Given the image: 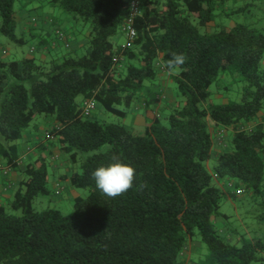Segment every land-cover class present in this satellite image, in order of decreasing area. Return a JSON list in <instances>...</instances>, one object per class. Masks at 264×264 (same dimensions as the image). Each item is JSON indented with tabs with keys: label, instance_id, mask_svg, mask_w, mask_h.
<instances>
[{
	"label": "trees",
	"instance_id": "1",
	"mask_svg": "<svg viewBox=\"0 0 264 264\" xmlns=\"http://www.w3.org/2000/svg\"><path fill=\"white\" fill-rule=\"evenodd\" d=\"M19 0H0V37L19 45ZM88 27L86 43L49 62L34 58L0 62V160L15 169L19 141L33 120L45 116L54 127L37 146V156L21 170L8 206L0 203V264H186L183 252L199 236L207 253L197 264L264 263V240L240 235L230 243L214 219L223 198L255 201L264 222V33L235 25L200 33L220 0H147L133 20L136 35L124 46L111 38L129 16L128 0H47ZM67 40V38H66ZM182 53L185 63L172 76L177 97L167 125L154 118L145 125L106 124L81 110L93 99L107 113L124 118L147 83L156 79V62ZM233 67L245 81L239 103L202 106L209 85ZM233 127L229 152L216 155L211 171L213 135ZM256 122L250 131L244 124ZM70 164L71 187L88 189L76 198L74 212L35 210L38 196L49 195L48 147ZM118 156L135 169L133 186L112 197L96 188L92 171ZM224 182L226 189L214 182ZM214 182V183H213ZM230 184L231 187H227ZM236 190L242 193L237 195ZM233 232L232 230H227Z\"/></svg>",
	"mask_w": 264,
	"mask_h": 264
},
{
	"label": "rangeland",
	"instance_id": "2",
	"mask_svg": "<svg viewBox=\"0 0 264 264\" xmlns=\"http://www.w3.org/2000/svg\"><path fill=\"white\" fill-rule=\"evenodd\" d=\"M42 5V8L45 10L53 9L58 13L66 14L57 8L51 7L46 0L42 1ZM24 7L28 11H33V9L37 7V4H33L32 2L25 5ZM15 9L17 10L16 22L18 23V11L23 9V0H19L15 3ZM191 23L198 27L200 33L213 32L217 29L228 30L239 24L248 26L264 33V0H222V3L214 11L212 20L207 25H198L199 20L196 18L191 19ZM15 32L18 37H22L17 27ZM72 32L79 39L81 38L83 40H87V26H84L81 23H75ZM23 38L26 40V43L19 45L7 40L5 37H0V62L17 61L27 57H33L37 62H42L39 51H35L33 54L29 53L31 43L34 45V47H37L38 41L32 40L28 34H24ZM111 41L114 44L118 43L119 41L124 43L126 42V39L122 36L121 32H118L111 38ZM69 50H67L64 45L61 44L58 52L51 53V55L46 58L45 62H49L61 54H66L69 52ZM259 66L261 69H264V51ZM172 73H178V69H174ZM172 84L173 88L175 89V84ZM245 86L246 82L238 80L235 77V73L233 72V67H229L228 71L220 73L214 82L209 85L208 89L210 95L202 104V106H207L209 104L221 105L239 103L241 101L242 91ZM175 97L176 101L177 99L178 101H181V103L184 101L183 98L177 97L176 93ZM173 108L172 110L162 108L160 113L163 115V117L158 118L162 124L167 125V118L171 113H173ZM262 114H264V107L261 109L259 115ZM40 117L41 116H38L35 120H33L32 123H36ZM133 119L134 118L130 115V113L125 118H120L107 113L99 104H96L95 111L89 117V120L92 121H98L100 123L106 124H121L125 127L131 126ZM135 125L138 126L140 124ZM204 166L208 171H211L212 162H206L204 163ZM61 173V171L56 173L53 172L50 169V166H48L47 188L50 193L47 196H38L34 200L33 206L35 210L41 211L43 209L49 208L58 210L62 215L65 216L71 215L74 212L75 199H85L89 195L88 189H76L73 187H71L73 196H68L64 193V191L61 193V195H55L57 193H55L56 190L53 192L52 184L54 178ZM75 195H77L76 198ZM4 209L7 213L16 215L19 214V211L11 209L8 204H4ZM220 212L227 216V219L223 220L217 218L214 219V222L216 227L220 229L222 235H224L230 243H234L240 235L252 241L264 240V222H261L258 219V215L260 216L261 211L259 210V206L255 201L252 202L248 197L244 196H239L235 199L223 198L220 206ZM228 229L234 231V233L231 232L234 235H232L234 239L231 241L227 238L225 233L228 232ZM192 241L198 243L199 247L196 249L195 253L191 254V263L189 264H197L198 260L202 259L206 255L207 249L205 244L201 242L198 235L195 236ZM251 264L264 263L252 262Z\"/></svg>",
	"mask_w": 264,
	"mask_h": 264
},
{
	"label": "crops",
	"instance_id": "3",
	"mask_svg": "<svg viewBox=\"0 0 264 264\" xmlns=\"http://www.w3.org/2000/svg\"><path fill=\"white\" fill-rule=\"evenodd\" d=\"M42 1L45 0H23V9L18 11L19 20L17 23V28L22 37L24 34H28L32 40L38 41L37 47H34L31 43L29 53L33 54L35 51H39L41 63L45 62L46 58L50 56L51 53L58 52L62 44L58 42L55 37V32L58 29L65 33L71 51L78 50L86 43V40L79 39L72 32L75 24H73L69 15L58 13L53 9L45 10L42 8ZM32 2L33 4H37V7H35L33 11L26 10L24 6ZM121 34L126 39V42L123 43L119 41L115 44L116 46H124L128 42L126 36L122 32ZM156 68L157 75L155 81L145 85L141 94L126 112L125 117L130 113L134 118L132 123L134 125H144L154 118H162L163 115L160 113L162 108L172 110L175 105V89L172 84V76H174L175 73L165 71L160 60H157ZM258 121H264V114L259 115ZM208 124L213 135L212 157L211 160L208 161L209 163L212 162V170L216 155L231 150L230 136L234 129L232 126L229 128L218 127L209 118ZM255 125L256 122H251L242 125L240 128L245 131H250ZM53 127V120L45 116H41L36 123H32L31 128L22 134V138L18 142L20 146L18 165L15 169H11L7 176L4 175L2 171V168L6 167L5 163L0 160V203L7 204L11 199L13 191L21 181L20 172L23 166L36 158L37 146L44 141L47 131ZM48 151H50L48 157L50 169L55 173L62 172L54 178L52 184L53 192L56 190L58 193L55 195H61L64 191L68 196H73L72 188L68 180L70 164L67 158L61 155L56 147L50 146L48 147ZM214 182L226 189V184H224V182L218 179H214ZM76 196L77 195H75V198ZM225 233L230 241L234 239L231 232ZM198 247V243L192 240L188 243L183 252V258L186 260V264L191 263V254L195 253Z\"/></svg>",
	"mask_w": 264,
	"mask_h": 264
},
{
	"label": "clouds",
	"instance_id": "4",
	"mask_svg": "<svg viewBox=\"0 0 264 264\" xmlns=\"http://www.w3.org/2000/svg\"><path fill=\"white\" fill-rule=\"evenodd\" d=\"M185 63V56L182 53H174L168 61L170 70ZM92 178L97 189L108 196H118L133 186L135 169L118 156H113L111 162L96 167Z\"/></svg>",
	"mask_w": 264,
	"mask_h": 264
},
{
	"label": "built area",
	"instance_id": "5",
	"mask_svg": "<svg viewBox=\"0 0 264 264\" xmlns=\"http://www.w3.org/2000/svg\"><path fill=\"white\" fill-rule=\"evenodd\" d=\"M146 1L147 0H128L129 16L125 20V23L123 24L121 28L122 33L126 36L128 40L134 39L136 35L135 29L133 28V20L137 16L141 15L142 5ZM55 37H56V40L62 43V45H64L66 49L70 47L69 42L66 40V35L62 30L60 29L56 30ZM95 108H96V102L93 99L85 100L81 104V110H82L83 115L85 116L92 115V113L95 111ZM2 171H3V174L7 176L9 172L11 171V168L3 167ZM227 187H231V185L227 184ZM56 193H58V191H56ZM235 193L239 195L242 193V191L236 190Z\"/></svg>",
	"mask_w": 264,
	"mask_h": 264
}]
</instances>
